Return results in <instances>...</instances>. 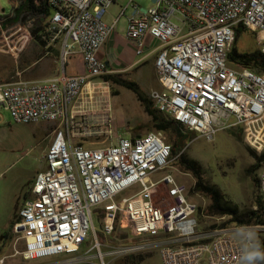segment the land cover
I'll return each mask as SVG.
<instances>
[{"label":"built area","instance_id":"built-area-1","mask_svg":"<svg viewBox=\"0 0 264 264\" xmlns=\"http://www.w3.org/2000/svg\"><path fill=\"white\" fill-rule=\"evenodd\" d=\"M117 1L48 0L53 9L49 31L52 42L61 39L64 65L50 78L0 83V123L1 111H7L19 125L59 124L45 169L36 175L31 198L13 227L15 244L21 245L15 253L25 261L74 257L93 234L95 243L83 259L91 264L88 254L94 249L102 258L97 213L106 236L120 227L131 237L159 240L162 264H241L242 241L235 235L240 227L202 230L200 207L190 200L188 185L170 173L153 179L174 164L163 133L119 137L108 146L89 139L100 135L91 128L112 127L111 102L105 100L110 84L103 77L113 71L99 53L134 3L130 0L109 27L105 17ZM154 2L148 11L135 7L127 37L140 57L150 41L161 44L154 51L161 86L150 95L155 108L209 141L221 130L245 126L249 145L262 150L264 75L231 66L228 54L239 26L256 34L264 53V0ZM75 51L83 57L85 73L70 76L66 63ZM97 92V113L88 115L83 99L89 95L93 100ZM259 182L264 198V166ZM133 186L139 189L135 194L118 198ZM159 189L168 205L155 201ZM252 228L264 231L263 226ZM149 244H125L115 254H134Z\"/></svg>","mask_w":264,"mask_h":264},{"label":"rangeland","instance_id":"rangeland-1","mask_svg":"<svg viewBox=\"0 0 264 264\" xmlns=\"http://www.w3.org/2000/svg\"><path fill=\"white\" fill-rule=\"evenodd\" d=\"M129 1L118 0L108 10L105 19L111 17L114 20L117 18L121 9L126 7ZM20 2L21 0H0V14L11 16L14 8ZM136 6L139 11H148L155 7V2L154 0H134V3L127 9L126 15L118 22L116 32H126L128 19L137 12ZM31 27L32 23H29L27 26L17 25L1 31L0 83H12L21 79L40 80L50 78L64 65L61 56L56 57L53 52H48L47 49L35 44L30 35ZM51 45L53 46V44ZM156 46L153 43L150 50H153ZM55 47L61 48L60 45ZM236 48L240 53H248L261 49L262 45L254 32L243 31L239 36ZM148 60L149 63L143 66L140 71L143 77L139 79L137 76H132L129 79L137 82L140 88L150 97L151 92L160 89L161 86L157 82L153 71L155 59L152 57ZM67 64L66 68H68ZM109 86L110 92L106 94L108 97L105 100L111 102L112 127L109 129L106 125H100L97 128H91V130L99 131L100 135L96 138L94 136L89 137V139L97 141L99 146H108L111 143H116L119 137L135 138L154 132L151 131V117L145 112L144 106L139 102L137 96L126 88L114 87L111 84ZM114 91H117L118 95L115 96ZM94 96L93 100L89 98V95L88 98L85 96L83 99L88 103V115L97 113L93 106L95 107L96 98L101 96V93L97 92ZM1 114L0 264H72L74 260H83L87 251L95 243L93 234L90 235L82 252L74 257L63 255L44 260L25 261L21 256L16 255L15 250H21V245L15 244L16 236L13 233V224L17 221L24 202L31 198V189L36 175L45 169L44 158L54 133L59 128V124L39 122L19 125L14 122L9 112L1 111ZM230 122H235V118ZM163 135L165 141L168 142V136L164 133ZM247 135L245 126L221 130L211 141L195 133V138L188 143L185 149L190 159L202 165L207 183L219 187L226 198L233 204L238 205L243 211L253 209L255 206L254 184L252 178L246 174V170L256 162L257 156L264 152V140L260 142L263 148L259 150L249 145ZM261 138L263 139V135ZM262 169L257 172V177L260 176ZM169 173L173 174L177 180L186 183L190 188V200L197 203L202 209L199 214L201 229H214L213 226L222 228V224L228 218L213 217L207 214L210 199L207 196L192 193L191 189L196 183L195 178L176 163L173 164L172 169L154 175L153 179L157 180ZM138 190L137 186H133L122 192L118 198L131 197ZM155 201L164 206L169 204L163 189L158 190ZM102 221L95 213L94 224L98 232L97 238L101 245L102 258L99 256V251L94 249L88 254L91 257L89 260L91 264H102V262L104 264H162L159 253V240L131 237L120 227L111 236H106L100 233ZM256 233L257 240L261 235L264 237V231ZM5 235L8 237H5ZM139 242L151 244L146 250L134 254H115L120 246ZM3 259L4 262L1 263ZM82 264H86V261L83 260Z\"/></svg>","mask_w":264,"mask_h":264},{"label":"trees","instance_id":"trees-1","mask_svg":"<svg viewBox=\"0 0 264 264\" xmlns=\"http://www.w3.org/2000/svg\"><path fill=\"white\" fill-rule=\"evenodd\" d=\"M52 16L53 9L48 4V0H21L20 4L14 8L11 16L0 14V33L12 26H27L32 23L30 35L35 44L59 57L60 49L55 46L59 45L61 39L52 42L53 35L49 31ZM243 31L247 30L242 26L236 29L235 42L228 54L229 63L231 66L248 68L257 74L264 75V53L261 49L240 53L236 48L239 36ZM50 45L51 47H49ZM103 80L114 87L126 88L137 96L139 102L144 106L145 112L151 117V131L164 133L168 136L167 143L171 146L172 157L173 159L176 158L174 163L195 178L196 183L191 189L192 193L201 194L210 199L207 214L213 217L228 218L222 224V228H231L232 226L264 227V198L260 193L259 177L256 176L257 172L264 166V152L257 156L256 162L246 170V174L252 178L254 184L255 206L253 209L243 211L238 205L230 202L219 187L208 184L202 165L187 156L185 149L188 143L195 138V132L188 130L170 116L159 112L149 95L140 88L137 82L124 77L122 74L107 75L103 77ZM114 95H118V92L114 91ZM117 229L118 227H116V231ZM5 237L8 236L5 235ZM258 242L264 249V237L262 235L259 236ZM259 264H264V262H259Z\"/></svg>","mask_w":264,"mask_h":264},{"label":"crops","instance_id":"crops-1","mask_svg":"<svg viewBox=\"0 0 264 264\" xmlns=\"http://www.w3.org/2000/svg\"><path fill=\"white\" fill-rule=\"evenodd\" d=\"M115 19L113 20L111 17H109L108 19H105V22L109 27H112L114 25ZM116 26H115V30L110 35L108 41L101 49L99 53V58L109 66L111 71H113V74H122L124 77L127 78H132V76H137L140 79L141 77H143V74L140 73V71L143 68V66L149 63L148 59L153 57L156 61L157 53H155L154 51L157 50V48L161 44L155 40L150 41V43L152 42L151 45L155 43L157 46L153 50H150L151 49L150 46L149 50L145 51L144 55L140 57L136 54L134 45L130 43L127 37V30L126 32L124 31V33H118L116 32ZM59 45L61 47V42L59 43ZM61 54H62V47L60 48V56ZM67 65H68V68H66L67 75L73 76V75H81L85 73V65H84L83 57L81 54L78 53V51H75L73 53ZM153 71L156 75L155 62L153 65ZM157 82H159L158 79Z\"/></svg>","mask_w":264,"mask_h":264},{"label":"clouds","instance_id":"clouds-1","mask_svg":"<svg viewBox=\"0 0 264 264\" xmlns=\"http://www.w3.org/2000/svg\"><path fill=\"white\" fill-rule=\"evenodd\" d=\"M235 235L242 241L241 264L264 262V249L261 248L256 231L250 226L237 229Z\"/></svg>","mask_w":264,"mask_h":264},{"label":"water","instance_id":"water-1","mask_svg":"<svg viewBox=\"0 0 264 264\" xmlns=\"http://www.w3.org/2000/svg\"><path fill=\"white\" fill-rule=\"evenodd\" d=\"M4 12V11H3Z\"/></svg>","mask_w":264,"mask_h":264}]
</instances>
